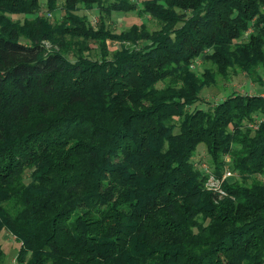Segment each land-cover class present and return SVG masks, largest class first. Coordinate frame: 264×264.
Instances as JSON below:
<instances>
[{"label": "trees", "instance_id": "1", "mask_svg": "<svg viewBox=\"0 0 264 264\" xmlns=\"http://www.w3.org/2000/svg\"><path fill=\"white\" fill-rule=\"evenodd\" d=\"M57 3L0 0V230L18 264H264V97L196 104L219 77L264 86V0ZM93 6L157 26H92Z\"/></svg>", "mask_w": 264, "mask_h": 264}, {"label": "rangeland", "instance_id": "2", "mask_svg": "<svg viewBox=\"0 0 264 264\" xmlns=\"http://www.w3.org/2000/svg\"><path fill=\"white\" fill-rule=\"evenodd\" d=\"M39 2L43 3V0H39ZM59 2L60 0H58V5L60 4ZM42 5H40L39 9H41V13H45L46 9H44ZM58 5H56V8H54L53 11H49L48 14H46L49 17V20L59 19L61 8H59ZM78 14L85 15L86 20L89 21L92 26H95L98 23V18L101 17L103 20H105V23L112 29V31L126 29L131 23L139 24L141 21L145 23L147 29H153L157 26L156 21L148 18V16L141 15V17H138L134 12L131 11L117 12L113 10L112 12L105 14L104 11H101L97 7L93 6L91 10H78ZM11 16L18 22L21 21V19L30 17L27 15H22V13L12 14ZM109 47L114 48V45L110 44ZM200 62L201 58H198L193 64V69H196L197 66L200 65ZM227 91L235 93L243 92L249 94L255 92L258 94L264 93V88H261L256 81L252 82L248 80V78L242 74V72H239L237 74L228 75L225 79L219 77L215 82L212 83V85L201 88L198 95L200 98L196 104L198 107L200 106L202 108L206 107V105H211L214 101H219L221 98H223V95ZM193 153L194 154L191 158L193 161V166H195L197 169L202 167L206 168L205 165L207 164L205 162L208 160L207 154L204 152L203 144H198ZM225 160H227V158H225ZM232 179L236 178H234V176L232 177L231 174L226 180ZM0 247L3 249L4 256L2 264H18L15 259V251L18 247V243L15 239L13 240V237L4 229L0 230Z\"/></svg>", "mask_w": 264, "mask_h": 264}, {"label": "built area", "instance_id": "3", "mask_svg": "<svg viewBox=\"0 0 264 264\" xmlns=\"http://www.w3.org/2000/svg\"><path fill=\"white\" fill-rule=\"evenodd\" d=\"M258 95H260V96H263L264 97V93H258ZM231 172L230 171H224V173L222 174V175H220V178H223L224 176H227V175H229ZM219 179H215V178H213L211 175H209L208 177H207V186L209 187V188H211L212 190H218L219 189Z\"/></svg>", "mask_w": 264, "mask_h": 264}, {"label": "crops", "instance_id": "4", "mask_svg": "<svg viewBox=\"0 0 264 264\" xmlns=\"http://www.w3.org/2000/svg\"><path fill=\"white\" fill-rule=\"evenodd\" d=\"M261 88H264V86H260Z\"/></svg>", "mask_w": 264, "mask_h": 264}]
</instances>
